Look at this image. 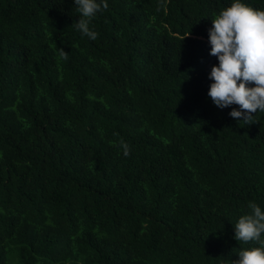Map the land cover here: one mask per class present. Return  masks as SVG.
I'll return each mask as SVG.
<instances>
[{"label":"trees","instance_id":"16d2710c","mask_svg":"<svg viewBox=\"0 0 264 264\" xmlns=\"http://www.w3.org/2000/svg\"><path fill=\"white\" fill-rule=\"evenodd\" d=\"M233 2L107 0L91 40L74 0H0V264H231L258 246L234 224L264 210V113L247 125L208 96L209 29Z\"/></svg>","mask_w":264,"mask_h":264},{"label":"clouds","instance_id":"9594fccd","mask_svg":"<svg viewBox=\"0 0 264 264\" xmlns=\"http://www.w3.org/2000/svg\"><path fill=\"white\" fill-rule=\"evenodd\" d=\"M80 19L75 28L91 40L98 38L90 24L99 13L108 9L107 0H74ZM210 55L219 64L211 69L208 96L214 105L224 109L233 105L229 115L247 125L254 121L255 113H264V10L250 7L235 0L221 10L209 29ZM59 56L68 59V53L59 49ZM254 85V86H253ZM124 155L130 154L127 144H122ZM250 212L234 224V239L245 244L255 243L239 251L238 259L231 264H264V210L249 202Z\"/></svg>","mask_w":264,"mask_h":264}]
</instances>
